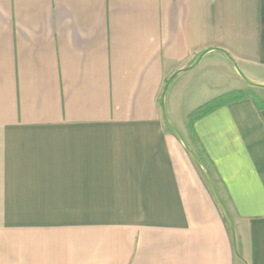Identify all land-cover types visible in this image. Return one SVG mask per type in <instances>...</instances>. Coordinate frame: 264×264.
I'll use <instances>...</instances> for the list:
<instances>
[{"label":"crops","instance_id":"crops-1","mask_svg":"<svg viewBox=\"0 0 264 264\" xmlns=\"http://www.w3.org/2000/svg\"><path fill=\"white\" fill-rule=\"evenodd\" d=\"M220 50L264 80V0H0V264H264V109L188 130Z\"/></svg>","mask_w":264,"mask_h":264},{"label":"water","instance_id":"water-1","mask_svg":"<svg viewBox=\"0 0 264 264\" xmlns=\"http://www.w3.org/2000/svg\"><path fill=\"white\" fill-rule=\"evenodd\" d=\"M228 59V61L230 62V64L233 66L235 72L238 74V76L240 77V79L245 82L248 85L251 86H256V87H264V83L262 82H258L256 80H253L249 77H247L241 70L240 68L237 66V64L234 62V60L228 56L224 51L220 50ZM205 52H203L188 68L193 67L198 60L201 58V56L204 54ZM173 76L171 78H169L166 82L165 88L163 90L162 93V97H161V107H162V117L163 120L166 124V126L168 127V129L171 131V133L175 136V138L178 140V142L181 144V146L183 147V149L185 150V152L188 154V156L190 157V159L192 160V162L194 163V165L196 166V168L199 170V172L201 173L204 181L206 182L207 186L209 187V189L211 190L219 208L221 209V211L223 212L224 216L226 217V220L230 226L231 232H232V236H233V244H234V250L236 255H238V249H237V245H236V237H235V232H234V226H233V222L232 219L229 215V212L226 208V206L224 205L215 185L213 184L210 176L208 175L205 167L203 166V164L200 162V160L197 158V156L195 155V153L192 151V149L190 148V146L188 145V143L186 142V140L182 137V135L178 132V130L173 126V124L171 123V121L169 120L166 110H165V94L167 91V88L172 80Z\"/></svg>","mask_w":264,"mask_h":264},{"label":"trees","instance_id":"trees-1","mask_svg":"<svg viewBox=\"0 0 264 264\" xmlns=\"http://www.w3.org/2000/svg\"><path fill=\"white\" fill-rule=\"evenodd\" d=\"M244 97L250 98L258 110L264 109V100L260 99L256 94L252 92H230L215 97L191 111V113L189 114L188 130L190 132L193 143L198 145L196 148L198 155H201L202 152L199 147L198 138L193 132V122L222 105H225L231 101H235Z\"/></svg>","mask_w":264,"mask_h":264},{"label":"rangeland","instance_id":"rangeland-1","mask_svg":"<svg viewBox=\"0 0 264 264\" xmlns=\"http://www.w3.org/2000/svg\"><path fill=\"white\" fill-rule=\"evenodd\" d=\"M253 80H256L258 82H262L264 83V80H258V79H253ZM244 89H245V92H252V93H263L264 92V88H261V87H255V86H251V85H248V84H245L244 83ZM169 130V129H168Z\"/></svg>","mask_w":264,"mask_h":264}]
</instances>
